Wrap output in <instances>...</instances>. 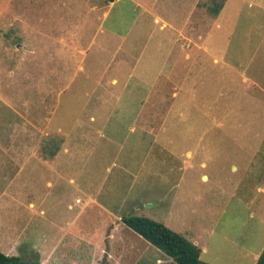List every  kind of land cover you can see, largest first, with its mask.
<instances>
[{"label":"rangeland","instance_id":"374dc122","mask_svg":"<svg viewBox=\"0 0 264 264\" xmlns=\"http://www.w3.org/2000/svg\"><path fill=\"white\" fill-rule=\"evenodd\" d=\"M220 1L0 0L1 251L25 260L44 244L36 264L168 258L124 224L133 214L206 262L256 263L264 0L213 14ZM52 147L68 151L51 161Z\"/></svg>","mask_w":264,"mask_h":264},{"label":"trees","instance_id":"16d2710c","mask_svg":"<svg viewBox=\"0 0 264 264\" xmlns=\"http://www.w3.org/2000/svg\"><path fill=\"white\" fill-rule=\"evenodd\" d=\"M105 1L113 2L115 0ZM225 2L226 0H221L216 3L217 5L215 4L211 8L212 13H218ZM122 221L178 264H213L201 259L202 249L196 243L170 229L162 222L133 214L123 216ZM22 259L19 255H8L0 250V264H22ZM255 264H264V249Z\"/></svg>","mask_w":264,"mask_h":264},{"label":"crops","instance_id":"0c3cea01","mask_svg":"<svg viewBox=\"0 0 264 264\" xmlns=\"http://www.w3.org/2000/svg\"><path fill=\"white\" fill-rule=\"evenodd\" d=\"M110 3H112V2H110ZM95 6V5H94ZM41 136V139H43V135H44V133L43 132H41L40 134H37V136ZM41 145L40 146H35L34 148V150L36 151V152H34V154H35V157H37V158H40L41 159V161H44L45 159L43 158V157H41L42 155H43V152H44V150H48L47 148H45V145H44V141H42L41 143H40ZM61 148L62 147H60V148H57L56 150H55V148H51L50 149V152H54V150H55V153H54V155H53V157H52V159H49V160H51V161H54L55 159H56V154H59L60 153V151H61ZM62 150L63 151H68V148H62ZM7 151V150H6ZM49 151V150H48ZM7 154V153H6ZM23 160V157H21V161ZM0 161H1V159H0ZM21 161H20V163H21ZM9 177L7 176V179H8ZM128 231V229L126 228V232ZM80 234H85V231L84 230H81L80 232H79ZM28 234V233H27ZM74 234V233H73ZM111 234H113L114 235V233H112L111 232ZM24 235H26V233H24L23 235H22V237L24 236ZM19 238H17V240H18ZM16 240V241H17ZM115 243H117V241L115 242ZM124 244H126V242H124ZM11 245H15V243H13V242H11ZM37 245H39V244H37ZM37 245H35V246H37ZM42 245H44V244H42ZM42 245L40 246V251H38V250H34L33 251V253H34V255L32 256L31 255V257H27V259H25L24 260V258L22 259L23 260V263H26V264H28L29 262H31V263H34V264H36V257H40V255H41V257H42V259H43V254H42V252H43V248H42ZM2 248V247H1ZM132 248H134V247H132ZM8 250H11V247H9L8 248ZM13 250V249H12ZM49 250H52V249H50L49 248ZM42 251V252H41ZM38 253V254H37ZM40 253V254H39ZM7 254V253H6ZM35 254H37L38 256H36ZM168 257V256H167ZM134 261H133V263H131V264H173V262L175 261V260H173L172 258H170V257H168V258H162V257H157V258H154V259H145V258H142V257H140V256H138V257H136V258H134L133 259ZM176 262V261H175Z\"/></svg>","mask_w":264,"mask_h":264},{"label":"water","instance_id":"95a60500","mask_svg":"<svg viewBox=\"0 0 264 264\" xmlns=\"http://www.w3.org/2000/svg\"><path fill=\"white\" fill-rule=\"evenodd\" d=\"M130 214H128V216H129Z\"/></svg>","mask_w":264,"mask_h":264}]
</instances>
